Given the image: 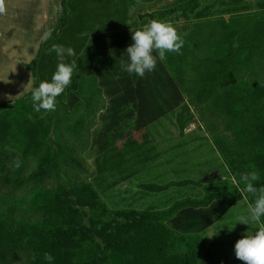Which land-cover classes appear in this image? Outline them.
I'll return each mask as SVG.
<instances>
[{
    "label": "rangeland",
    "instance_id": "374dc122",
    "mask_svg": "<svg viewBox=\"0 0 264 264\" xmlns=\"http://www.w3.org/2000/svg\"><path fill=\"white\" fill-rule=\"evenodd\" d=\"M185 1L65 0L67 21L54 38L52 31L61 23L59 0L42 4L18 0L17 6L13 0H2L9 6L0 14V105L4 103L5 109L17 110L29 122L47 129L38 149L27 147L15 123L8 125L7 135L0 141V224L7 230L17 223L58 221L41 207L43 191L89 183L109 211H158L177 200L202 197L216 189L218 180L235 184L228 163L236 157L232 153L241 148L248 151L244 146L247 137L241 131L246 123L231 116L239 106L227 93L243 95L246 101V93L238 90L264 81V0H198L153 19L171 23L184 40L180 51L184 61L175 76L181 83L182 99L141 132L133 127V106L112 112L105 92L99 89L101 64L108 55L103 45L121 32L140 29L152 20L146 15ZM27 2L29 6H25ZM40 13L50 17V26L42 30L33 28ZM250 27L253 35L248 37L245 30ZM231 30L238 31L236 43ZM44 32H50V37L41 44L35 42ZM54 44L65 49L63 62L76 67L71 83L55 99V110L37 112L30 92L55 71L59 61L49 51ZM69 48L71 55L66 51ZM217 58L226 59L223 70L217 62L210 65ZM174 67L167 64L172 75ZM72 97L76 103L68 109L65 103ZM10 116L12 120L15 115ZM42 157L48 164L41 177H34ZM183 179L199 184L171 186L159 193L137 188L140 183ZM236 188L241 199L209 229L192 234L204 244L198 264H243L234 255L235 242L246 230L255 232L263 226L260 221L234 226L236 216L246 214L248 205L243 188ZM91 248L84 245L75 259L88 256ZM12 254L11 264L33 263L30 249H16ZM106 258L107 264H120L112 254Z\"/></svg>",
    "mask_w": 264,
    "mask_h": 264
},
{
    "label": "trees",
    "instance_id": "16d2710c",
    "mask_svg": "<svg viewBox=\"0 0 264 264\" xmlns=\"http://www.w3.org/2000/svg\"><path fill=\"white\" fill-rule=\"evenodd\" d=\"M64 1L59 0L61 15L58 19L61 23L52 31L51 37L54 38L61 34L64 28L62 24L67 21ZM197 1L186 0L168 9L150 13L146 17L153 20L157 16L187 8ZM245 31L248 37L253 35L251 27ZM237 32H229L235 43ZM231 38L228 39L229 42ZM228 41L225 42L229 43ZM130 43L131 31H124L116 35L115 40L103 45L108 55L106 61L101 64L103 70L99 72L98 77L101 79L100 85L109 97L110 110L115 112L131 104L134 108V130L141 132L179 105L182 99L181 83L175 76L184 61V55H180V50L179 54H169L167 61L164 58L165 62L158 59L152 72L138 78L134 74L120 71V59H126L123 52ZM225 61L226 59L217 58L211 61L210 65L217 62L218 67L223 70ZM167 64L175 65V74L169 72ZM238 91L246 93L247 100L244 101L243 95L227 93L233 103L239 106L230 114L233 119L238 117L246 123L241 131L244 137H247L244 146L248 151L241 148L240 151L232 153L236 157L231 158L228 163L235 184L218 180L216 189L208 190L202 197L177 200L167 209L158 211H109L89 183L53 192L43 191L40 193L41 207L46 213L54 214L58 221L46 225L17 223L8 230L0 224V264H11L14 259L12 252L16 249H30L32 264H47L43 259L45 252L54 258L52 264H107V254L117 257L120 264H198L204 244L200 237L192 234L211 227L233 203L241 199L236 188H244L240 181L241 173L257 171L260 179L254 186H264V81L240 88ZM70 100L75 103L73 97ZM5 108L4 103L0 105V141L7 135L8 125L15 123V129L27 141V147H42L41 140L47 129L36 126L35 122H29L26 115L17 110ZM10 115H15L14 119L11 120ZM247 116L250 117L249 120H244ZM47 164L46 157L40 158L33 176L41 177ZM190 184L198 185L199 182L183 179L165 184L140 183L137 188L159 193L171 186ZM245 194L248 204L251 203L254 195L246 192ZM105 213L109 214L108 218H103ZM260 222L264 226V217ZM87 244L92 246L90 254L83 259H75L76 254Z\"/></svg>",
    "mask_w": 264,
    "mask_h": 264
},
{
    "label": "clouds",
    "instance_id": "9594fccd",
    "mask_svg": "<svg viewBox=\"0 0 264 264\" xmlns=\"http://www.w3.org/2000/svg\"><path fill=\"white\" fill-rule=\"evenodd\" d=\"M6 11L0 0V14ZM50 32H44L43 40L50 37ZM184 40L178 35L176 29L169 22L150 20L140 29L131 31V43L123 54L126 59H120V71L129 75L143 78L146 73L152 72L157 60H163L165 54H179ZM49 51L55 52L58 58L55 71L49 80L41 81L38 86L31 88L30 101L35 111H54L55 99L71 83L75 64L63 62L65 49L60 45H52ZM67 54H72V49H67ZM155 52V55L153 53ZM260 179L257 171L251 170L241 173L240 181L244 184L243 191L251 193L254 198L247 205L246 214L237 215L235 224L251 225L259 222L264 217V186L256 187L255 183ZM232 228H228L231 231ZM234 255L243 264H264V226H258L255 232L246 230L242 237L234 244ZM44 261L52 264L53 257L45 252Z\"/></svg>",
    "mask_w": 264,
    "mask_h": 264
},
{
    "label": "crops",
    "instance_id": "0c3cea01",
    "mask_svg": "<svg viewBox=\"0 0 264 264\" xmlns=\"http://www.w3.org/2000/svg\"><path fill=\"white\" fill-rule=\"evenodd\" d=\"M15 1V2H14ZM38 1V3L39 4H42V1H44L45 2V0H37ZM8 3V2H7ZM12 3H15L14 5H16L17 6V3H18V0H13V2ZM5 4V3H4ZM30 5V3L29 2H27V4L25 5V6H29ZM9 5L7 4L6 6H5V8H6V10H7V7H8ZM37 18H38V22H37V25L36 26H34L33 28H35V27H40L41 29L40 30H42L43 28H45V27H47V26H50V17H49V15L48 14H46V13H40V14H38L37 15ZM55 17H53V19H54ZM1 22V21H0ZM0 26H2V24L0 23ZM52 27H54V26H52ZM44 40L41 38V37H39L35 42H37L38 44H41L42 42H43ZM99 89H100V91H102V93H104L105 92V94H106V91H105V89L104 88H102V86L100 85L99 86ZM106 96H107V98H108V101H109V97H108V95L106 94ZM72 103V104H71ZM75 103H76V101H75ZM75 103H73L72 102V100H70V101H66V108H71V107H73V106H75ZM108 104H109V102H108ZM209 229V228H208ZM235 264H237V263H235Z\"/></svg>",
    "mask_w": 264,
    "mask_h": 264
}]
</instances>
